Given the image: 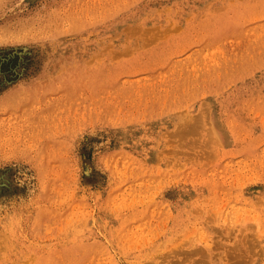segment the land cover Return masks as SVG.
I'll return each instance as SVG.
<instances>
[{"label": "rangeland", "instance_id": "rangeland-1", "mask_svg": "<svg viewBox=\"0 0 264 264\" xmlns=\"http://www.w3.org/2000/svg\"><path fill=\"white\" fill-rule=\"evenodd\" d=\"M0 264H264V0H0Z\"/></svg>", "mask_w": 264, "mask_h": 264}]
</instances>
